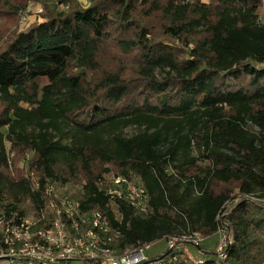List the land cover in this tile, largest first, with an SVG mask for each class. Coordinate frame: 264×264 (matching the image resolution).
I'll list each match as a JSON object with an SVG mask.
<instances>
[{"label":"trees","instance_id":"16d2710c","mask_svg":"<svg viewBox=\"0 0 264 264\" xmlns=\"http://www.w3.org/2000/svg\"><path fill=\"white\" fill-rule=\"evenodd\" d=\"M261 1L57 0L11 34L0 48V206L40 209L47 184H72L85 211L120 231V251L226 230V261L218 243L192 252L264 264ZM115 176L147 191L149 215L111 203ZM158 261L194 264L184 249L148 263Z\"/></svg>","mask_w":264,"mask_h":264},{"label":"built area","instance_id":"2783aa9c","mask_svg":"<svg viewBox=\"0 0 264 264\" xmlns=\"http://www.w3.org/2000/svg\"><path fill=\"white\" fill-rule=\"evenodd\" d=\"M58 8L67 10L68 7L61 3ZM38 20V17L34 20L26 17L22 24L27 26ZM34 185L39 188L37 181ZM107 195L111 203L123 201L136 214L147 216L150 213L149 194L127 177H113ZM44 197L46 204L40 209L32 204L12 211L0 206V264H149L146 251L150 246L147 244L124 251L118 249L121 233L112 227L103 212L85 211L80 201L54 183L46 185ZM204 241L201 234L194 233L181 238V244L177 239H169L168 248L171 251L184 249L194 264H204L192 252ZM228 244L225 234L216 248L220 262L227 260Z\"/></svg>","mask_w":264,"mask_h":264},{"label":"rangeland","instance_id":"374dc122","mask_svg":"<svg viewBox=\"0 0 264 264\" xmlns=\"http://www.w3.org/2000/svg\"><path fill=\"white\" fill-rule=\"evenodd\" d=\"M57 0H36V1H28L24 0H0V48L6 43V40L13 33H19L21 28L23 27L22 20L23 18H32L33 20L43 14L45 8L54 7L56 5ZM80 5L84 7H88L90 4V0H76ZM31 3L33 4L30 7ZM27 6L25 9H20L17 14L15 13V9L23 8ZM263 8V9H262ZM40 10H42L40 12ZM261 10H264V4L261 1ZM27 107V105H23ZM249 130L259 133L260 129L257 127H248ZM127 136H132L136 133L135 128H129L126 130ZM9 148V144L7 145ZM197 155V152H194ZM79 186L69 184L65 187H62L64 192H68L70 195L79 196ZM259 195V194H258ZM257 195V196H258ZM256 198V197H254ZM255 200V199H254ZM227 234L226 230H222L216 235H213L205 240L203 243V247L206 249L215 248L216 244L220 242V239ZM168 250V245L166 239H160L151 243L150 249L146 251V254L149 258L153 259L158 256H162Z\"/></svg>","mask_w":264,"mask_h":264}]
</instances>
